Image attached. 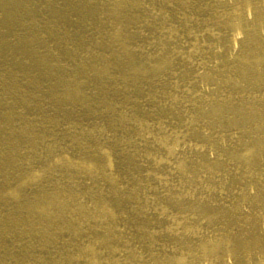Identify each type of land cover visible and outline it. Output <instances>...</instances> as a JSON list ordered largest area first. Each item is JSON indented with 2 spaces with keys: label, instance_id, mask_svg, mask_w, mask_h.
I'll return each instance as SVG.
<instances>
[{
  "label": "bare ground",
  "instance_id": "6f19581e",
  "mask_svg": "<svg viewBox=\"0 0 264 264\" xmlns=\"http://www.w3.org/2000/svg\"><path fill=\"white\" fill-rule=\"evenodd\" d=\"M0 264H264V0H0Z\"/></svg>",
  "mask_w": 264,
  "mask_h": 264
}]
</instances>
